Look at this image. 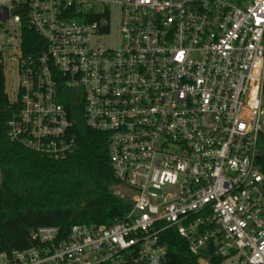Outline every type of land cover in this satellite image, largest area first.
I'll list each match as a JSON object with an SVG mask.
<instances>
[{
    "label": "built area",
    "instance_id": "1",
    "mask_svg": "<svg viewBox=\"0 0 264 264\" xmlns=\"http://www.w3.org/2000/svg\"><path fill=\"white\" fill-rule=\"evenodd\" d=\"M0 8L9 12L2 22L45 42L39 55L21 43L9 140L50 160L74 154L61 99L80 92L87 127L109 137L116 186L128 191L118 196L132 205L111 225L66 235L41 227L27 249L0 252V264H165L170 230L198 264H264V0H0Z\"/></svg>",
    "mask_w": 264,
    "mask_h": 264
},
{
    "label": "trees",
    "instance_id": "2",
    "mask_svg": "<svg viewBox=\"0 0 264 264\" xmlns=\"http://www.w3.org/2000/svg\"><path fill=\"white\" fill-rule=\"evenodd\" d=\"M21 38L24 54L43 52L44 40L30 28H23ZM61 102L75 124L79 148L74 154L55 161L11 142L12 110L0 54V252L27 249L31 233L41 227H57L66 235L75 225H111L131 210L130 201L115 192L109 137L87 127L81 93L66 92ZM259 151L258 164L264 171V140ZM164 238L169 246L165 264H198L177 233L167 231Z\"/></svg>",
    "mask_w": 264,
    "mask_h": 264
},
{
    "label": "rangeland",
    "instance_id": "3",
    "mask_svg": "<svg viewBox=\"0 0 264 264\" xmlns=\"http://www.w3.org/2000/svg\"><path fill=\"white\" fill-rule=\"evenodd\" d=\"M118 9L113 11V34L119 37ZM21 28L19 25L13 29L8 22L0 21V54L3 60L5 77V91L12 101L18 93L19 84V58L21 49ZM117 195H128V191L121 186H115Z\"/></svg>",
    "mask_w": 264,
    "mask_h": 264
},
{
    "label": "water",
    "instance_id": "4",
    "mask_svg": "<svg viewBox=\"0 0 264 264\" xmlns=\"http://www.w3.org/2000/svg\"><path fill=\"white\" fill-rule=\"evenodd\" d=\"M9 17V12L5 8H0V21H5Z\"/></svg>",
    "mask_w": 264,
    "mask_h": 264
}]
</instances>
